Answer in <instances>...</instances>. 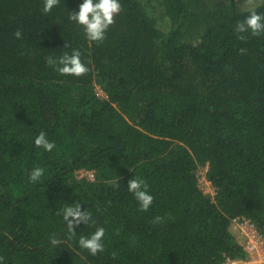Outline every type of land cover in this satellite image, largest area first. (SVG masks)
Wrapping results in <instances>:
<instances>
[{
  "label": "trees",
  "instance_id": "obj_1",
  "mask_svg": "<svg viewBox=\"0 0 264 264\" xmlns=\"http://www.w3.org/2000/svg\"><path fill=\"white\" fill-rule=\"evenodd\" d=\"M79 2L44 13L43 0H0V264L243 259L231 219L264 235V33L234 28L264 0H119L100 42L68 19ZM73 49L86 73L48 63ZM40 131L50 152L33 143ZM76 204L91 222L72 235L61 211ZM97 227L92 255L77 241Z\"/></svg>",
  "mask_w": 264,
  "mask_h": 264
},
{
  "label": "clouds",
  "instance_id": "obj_2",
  "mask_svg": "<svg viewBox=\"0 0 264 264\" xmlns=\"http://www.w3.org/2000/svg\"><path fill=\"white\" fill-rule=\"evenodd\" d=\"M59 0H43L42 11L50 12ZM119 0H80L77 9L69 11L68 19L80 26L87 40L100 42L104 39L106 30L113 23L114 14L120 10ZM234 31L244 33L251 32L253 35L264 33V13H259L255 8L234 28ZM14 35L19 38L21 32L17 30ZM48 63L56 67L61 74L80 76L88 71L87 65L81 60L79 49H73L70 53L65 52L58 57L50 56ZM36 147L44 151H51L55 143L49 140L44 131H40L33 140ZM44 172L42 167H34L29 172V180L37 182ZM148 185L140 178L133 176L127 180V190L139 204L142 210H147L151 205L153 196L147 190ZM62 219L65 221L68 232L75 235L76 228L82 224L91 222V213L84 210L79 204L66 205L61 211ZM105 229L97 227L87 236L81 235L77 241L82 249H86L90 254L95 255L103 249V238ZM51 243L56 245L59 240L52 238Z\"/></svg>",
  "mask_w": 264,
  "mask_h": 264
},
{
  "label": "built area",
  "instance_id": "obj_3",
  "mask_svg": "<svg viewBox=\"0 0 264 264\" xmlns=\"http://www.w3.org/2000/svg\"><path fill=\"white\" fill-rule=\"evenodd\" d=\"M88 178H93L92 170H81ZM199 187L204 185L208 189L210 183L199 176ZM237 239L243 244L246 255L243 259L227 258L222 264H264V235L260 232L253 220L244 216H237L231 219V225Z\"/></svg>",
  "mask_w": 264,
  "mask_h": 264
},
{
  "label": "rangeland",
  "instance_id": "obj_4",
  "mask_svg": "<svg viewBox=\"0 0 264 264\" xmlns=\"http://www.w3.org/2000/svg\"><path fill=\"white\" fill-rule=\"evenodd\" d=\"M201 188L204 190V192H208L206 188H204V185H201ZM231 230L234 232V229L230 226Z\"/></svg>",
  "mask_w": 264,
  "mask_h": 264
}]
</instances>
